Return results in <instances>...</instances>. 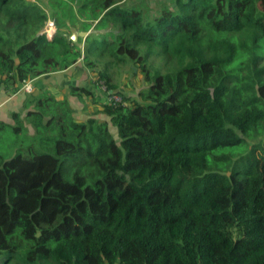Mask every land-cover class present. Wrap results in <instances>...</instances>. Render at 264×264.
Segmentation results:
<instances>
[{"label": "trees", "instance_id": "trees-1", "mask_svg": "<svg viewBox=\"0 0 264 264\" xmlns=\"http://www.w3.org/2000/svg\"><path fill=\"white\" fill-rule=\"evenodd\" d=\"M124 1L0 0V88L32 85L0 121V264H264V0ZM79 61L121 101L32 84Z\"/></svg>", "mask_w": 264, "mask_h": 264}, {"label": "rangeland", "instance_id": "rangeland-1", "mask_svg": "<svg viewBox=\"0 0 264 264\" xmlns=\"http://www.w3.org/2000/svg\"><path fill=\"white\" fill-rule=\"evenodd\" d=\"M28 1L38 2L42 6L44 4L43 3L44 0H28ZM121 6L124 7L136 6L140 8L141 13L143 15L148 14L149 18L155 16L160 8L157 0H125L121 4ZM41 33H43V30L41 31ZM109 44L111 43L108 42L105 45H101L99 47V51L101 52L109 49L110 47ZM123 57L127 59L126 55ZM154 61L155 64H159V61L157 59H155ZM78 65L79 67H77L76 70H74V75L77 79V84L87 86L97 82L95 79V75L90 73L84 66H82L81 62ZM105 65H106L105 69L107 73L106 75L108 77V84L110 87H112V90H114L116 93H119L122 96L129 97L130 99H136L137 92L144 88V84L142 81V77L137 74L138 72H135L136 75L134 76L132 75L131 69L134 68V64L131 61H126L124 63H112L107 57H104V59L101 60L100 63L98 64L96 70H103ZM105 87L107 89V86ZM75 116L82 117L78 113H75ZM85 118H87V116H85ZM107 123L110 132L114 136V139H117L116 130H113V126L111 125L109 120L107 121Z\"/></svg>", "mask_w": 264, "mask_h": 264}, {"label": "crops", "instance_id": "crops-1", "mask_svg": "<svg viewBox=\"0 0 264 264\" xmlns=\"http://www.w3.org/2000/svg\"><path fill=\"white\" fill-rule=\"evenodd\" d=\"M78 64L80 63L77 62ZM76 64L73 67L67 68L63 71H58L55 73H51L47 76L39 77L38 79L34 80L32 84H41L46 86H53L64 89L65 91L68 90L69 85L77 84V79L74 75L75 67H79ZM79 85V84H78ZM83 86V85H82ZM26 96V93L19 89L18 92L14 94H8L0 88V121H9V114L11 112H18L21 109V104ZM68 102L71 110L74 112L73 116L75 118H79V120H85L88 116L81 111L82 105L77 101V99L73 97H68ZM75 113L80 114L82 117H76ZM87 116V118H85ZM95 118H102L107 121V118L99 115ZM114 130V128H113Z\"/></svg>", "mask_w": 264, "mask_h": 264}, {"label": "built area", "instance_id": "built-area-1", "mask_svg": "<svg viewBox=\"0 0 264 264\" xmlns=\"http://www.w3.org/2000/svg\"><path fill=\"white\" fill-rule=\"evenodd\" d=\"M56 31L55 25H54V21L51 19H48L44 28H43V33L47 38H52L54 33ZM97 86L98 89H100L102 92H104L106 95V103H108L109 105L111 104H117L121 101V98L119 97V95H117L115 92L111 91V90H107L106 89V85L103 84L102 81L97 82ZM21 91L25 92V93H30L32 90V85L31 83H26L24 84L21 89Z\"/></svg>", "mask_w": 264, "mask_h": 264}, {"label": "water", "instance_id": "water-1", "mask_svg": "<svg viewBox=\"0 0 264 264\" xmlns=\"http://www.w3.org/2000/svg\"><path fill=\"white\" fill-rule=\"evenodd\" d=\"M86 36L85 32L76 31L73 28H70V34L68 36V40H70L74 46H76L79 49H82V43L78 41L79 38H84Z\"/></svg>", "mask_w": 264, "mask_h": 264}]
</instances>
